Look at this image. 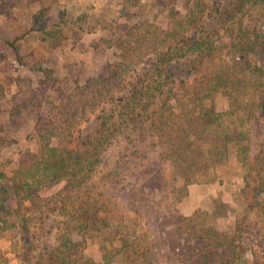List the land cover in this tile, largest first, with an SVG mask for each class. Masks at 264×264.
<instances>
[{"label":"rangeland","instance_id":"obj_1","mask_svg":"<svg viewBox=\"0 0 264 264\" xmlns=\"http://www.w3.org/2000/svg\"><path fill=\"white\" fill-rule=\"evenodd\" d=\"M200 1L208 3L214 0H0V264H23L26 259L22 257L26 254L32 262H36L43 252H47L44 248L47 245L53 246L48 249L62 245L63 236L66 237L68 233L66 224L80 227L69 232L76 240L77 251L96 260H101L103 253L109 251L119 264H129L123 250L119 252L121 241L110 236L111 228H104V234L91 228L90 222L86 221L85 208L90 214L94 206L100 204V214L109 215L114 211L135 218L134 209L139 206L137 203L142 202H137L138 197L145 200L151 193L150 188L159 183L160 177L162 183L157 185L159 189L155 200L161 199L166 211L160 227L169 239L176 231V228L173 231L176 215L188 219H181L182 223H188L186 229H191L192 224L210 226L212 222L208 220V215L212 214L216 226L228 231H232L237 219L247 213L248 218L254 221L260 219L259 210L263 205L255 202L256 171H251L250 185L246 186L245 175L249 168L239 160L234 148L226 160L212 166L211 180L201 179L183 184L181 179L174 180L177 172L170 161L159 158V136L151 137L145 128L131 135L132 138L141 139V152L147 157L145 165L136 174L138 177H132L126 171L125 177L115 178L108 174L103 162L98 170L87 175L86 186L80 191L81 197L75 200H69L66 196L68 188L65 178L56 184L41 187L38 193L33 192L34 186L31 193L18 187L21 180L16 178V171L23 162L31 163L28 160L32 159V154L41 153V146L45 143L41 140L42 133L49 146L62 150L61 156H65L68 151H75L82 145L83 135L92 131L97 116L111 110L119 94L116 82L105 83L103 85L107 86L103 88L102 83L99 85L98 77L105 72L108 64L125 59L121 50L122 39L124 43L128 41L134 44L136 37L142 38L144 35L153 44L160 30L168 27L170 16L187 21L188 32H191L196 23H193L194 18L188 19L189 13L205 17L208 11V6L200 4ZM255 2L254 6L247 5L235 15L231 13L225 25L239 28L256 23L264 29V0ZM225 25L220 31L224 32ZM131 29L134 31L132 35L127 33ZM222 38L228 43L227 47H231V39L226 33ZM140 47L137 48L138 56L127 69L124 68L120 77L116 78L117 82L124 85L126 79L130 81L139 76L142 68L151 61L152 50L146 52L148 46L145 44ZM227 47L215 55L220 68H226V62H230L231 54ZM214 74V71L202 68L188 77L186 82L192 83L195 78L206 80ZM179 80L180 77L177 78L178 85L174 86L177 97L185 93V86ZM233 92L230 96L220 89L206 98L208 107L212 106L221 114L219 126L221 123L240 126L243 122L247 123L244 104L248 94L239 89ZM164 99V96L156 99L152 109H158ZM175 102V98L170 100V104ZM51 128L56 131L54 134ZM45 153L49 155L47 147ZM111 153L112 150L105 165L108 166L112 159L114 164L109 165L123 168L116 162L118 156ZM128 153L129 158L135 155L133 148ZM119 158L125 161L127 157L119 154ZM148 171L157 178L149 176V181L143 183ZM22 199L23 204L19 207ZM41 207L43 212H40ZM195 212H202L200 215L205 219L199 215L193 217ZM73 213L75 217H80L74 219L75 224L71 222ZM144 215L139 217L135 227L130 226L132 220H125L135 231L131 235V242L140 244L142 251L152 245L154 238L149 220ZM245 223L248 224L247 220ZM259 226L260 231L264 230L262 224H258L252 231L254 236L242 239L243 252L238 248L243 253V264H255V260L264 264V239L256 238ZM26 227L29 230L26 231ZM184 238L186 241V236ZM171 239L175 246L177 241ZM183 240L178 241L180 246ZM166 249L170 251V247ZM178 251L182 252L181 249ZM171 252L168 253L171 260H178L176 251ZM146 253L151 255V251ZM129 254L138 258V263L145 257V253ZM183 258V262L176 261L175 264H189ZM198 260V257L194 258L191 264H200Z\"/></svg>","mask_w":264,"mask_h":264},{"label":"trees","instance_id":"obj_2","mask_svg":"<svg viewBox=\"0 0 264 264\" xmlns=\"http://www.w3.org/2000/svg\"><path fill=\"white\" fill-rule=\"evenodd\" d=\"M199 3L207 5L208 11L205 17L189 13L188 19L194 18L193 23H196L195 29L191 32H188L187 21L179 19L178 16H170L168 27L160 30V35L153 44L149 43L151 39L144 35L142 38L136 37L134 44L126 40L124 43L122 39L121 50L125 59L113 65L108 64L105 72L98 77L99 85L116 82L119 94L115 97L111 110L99 114L92 131H87L83 135L80 147L75 151L67 150V155L61 156L62 150L50 147L42 133L41 140L45 143L41 146V153L32 154V159L28 160L31 163L23 162L16 171V178L21 180L18 187L24 188L27 192L31 193L34 186L33 192L38 193L41 187L56 184L65 178L68 188L67 198L78 199L81 197L80 191L86 186L87 175L98 170L103 162L107 163V156L111 150L112 156H118L116 162L123 168L109 165V163L114 164L111 159L108 166L104 164L108 174L120 178L125 177V172L128 171V175L138 177L136 174L145 165L144 161L147 157L141 152L143 147L140 143L141 139L132 138L131 135L137 134L140 128H145L144 130L149 132L151 137L159 136L158 146L161 148L158 152L159 158L170 161L172 168L177 172L174 180L181 179L183 184L201 179L211 180L212 166L226 160L232 148L239 160L249 168L245 175L246 186L250 185L251 171H256L255 202L263 205L262 209H258L261 214L259 220L255 222L251 217L248 218L249 213H247L237 219L232 231H228L216 226L212 214L208 215V220L212 222L210 226L208 224L204 226L202 223L198 227L192 224L191 229H186L188 223L182 222L188 219L181 215H176L175 219L172 214L175 221L173 231L175 228L176 231L172 232L171 237L177 241L175 246L172 244L174 240L171 237L167 238L160 227L166 211L163 209L162 200L156 201L155 198L159 189L157 185L162 183V177L158 178L159 183L150 188L151 193L148 196L146 194L145 200H140L141 197H138L137 202H142L137 203L139 206L134 209L135 218L114 211L109 215L100 214L101 205H96L97 200L92 213L89 214L85 208L86 221L90 222L91 228L100 234H104V228H111L109 234L121 241L119 252L123 250L122 253H125L126 259H129V264H175L176 261L183 262V257L189 264L196 257L199 258L200 264H243V253L238 251V248H241L243 252L242 239L253 235L252 231L258 224L264 227V29L256 23L239 28L225 25L230 15L242 11L247 5L254 6L255 0H214ZM222 6L223 9H220ZM222 25L226 26L224 32L220 31ZM133 32L132 29L127 31L130 35ZM223 33L231 39V47H227L228 43L222 38ZM142 44L148 46L146 52L152 50L153 57L149 59L151 61L142 68L143 71L139 76H135L130 81L126 79L124 85L120 81L117 82L116 78L120 77L124 68L127 69L135 56H138L137 48ZM150 45L152 47H149ZM225 47L231 54L230 62H226V68H220L215 61V55ZM238 52H240L239 58L233 57ZM202 68L214 71V76L202 81L195 78L192 83L186 82L188 77ZM106 73L108 74L105 75ZM231 74L233 76H230ZM178 77L185 86L183 88L185 93L182 92L179 97L174 88L175 84L178 85ZM106 79L108 80L105 82ZM105 86L103 88H106ZM220 89L225 90L230 96L234 94V89L248 94L244 104L247 108L244 111L247 123L243 122L241 126L221 123L219 126L221 114L212 106L208 107L205 101ZM163 96L165 99L160 107L152 109L155 100ZM172 98H175L174 104H170ZM50 130L52 134L56 132L53 128ZM46 147L49 157L45 153ZM130 148H133L135 153L132 158H129ZM119 154L126 156V160H120ZM149 176L157 178L148 171L145 173L143 183L149 181ZM20 202L19 207L22 206L23 199ZM39 209L43 212L42 207ZM201 213L195 212L193 217L199 215L198 217L204 220ZM144 214L149 220L151 235L154 238L151 240L152 245H148L149 247L142 251L140 244L135 245L130 240L131 235L135 234L130 226L135 227L139 217ZM77 217L73 213L71 222L75 224L74 219ZM128 218L133 221L130 226L125 222ZM246 220L248 224L245 223ZM66 227L68 233L66 237L63 236L64 241L61 246L48 249L53 246L47 245L44 248L47 249L48 255L44 256L46 253L42 251L37 261L32 262L30 256L26 254L22 257L26 261L21 262L23 264H119L109 251L103 253L101 260L77 251L76 240L69 232L80 227H71L69 224H66ZM260 228L261 226L256 229L257 232L259 231L256 238L264 239V230L260 231ZM185 236L186 241L183 240ZM180 240H183L181 246L178 242ZM169 247L170 251L167 252L166 248ZM180 249L181 253L178 251ZM147 250L151 251L150 256L146 253L149 252ZM171 251H176L175 254L179 255L178 260H171V255L168 254L172 253ZM129 253H145V257L138 263L136 261L138 258L131 257ZM255 264L259 262L255 260Z\"/></svg>","mask_w":264,"mask_h":264}]
</instances>
